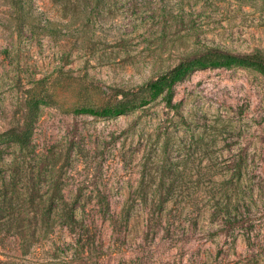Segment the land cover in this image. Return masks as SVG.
<instances>
[{
	"label": "rangeland",
	"instance_id": "rangeland-1",
	"mask_svg": "<svg viewBox=\"0 0 264 264\" xmlns=\"http://www.w3.org/2000/svg\"><path fill=\"white\" fill-rule=\"evenodd\" d=\"M212 46L264 55V0H0V134L36 102L0 148V264H264V76L193 69L177 111L145 88ZM32 186L76 224L38 221Z\"/></svg>",
	"mask_w": 264,
	"mask_h": 264
},
{
	"label": "trees",
	"instance_id": "trees-1",
	"mask_svg": "<svg viewBox=\"0 0 264 264\" xmlns=\"http://www.w3.org/2000/svg\"><path fill=\"white\" fill-rule=\"evenodd\" d=\"M162 14L164 15V17L167 16L164 11H162ZM209 67H243L255 70L256 72L264 76V55L257 50L245 54H235L228 52L227 50L222 49L218 46H212L189 55L180 63H178L175 67H173L170 71L160 76L154 82L147 84L145 88L150 91L152 93V96L154 97L163 94L162 99L169 111H177L178 105L174 103L173 94L175 84L179 82L191 70L196 68L203 69ZM123 97V100H120L113 106L104 107L96 111L90 108H82L81 111L84 113L101 117L120 116L125 114L126 112L133 110L137 106V104L145 102L144 100L138 101L137 98L127 99L126 94ZM28 107L29 116L23 132L15 133L9 131L1 133L0 148L4 146L12 148L14 153L17 149L23 150L28 146L33 135V125L36 115V102H29ZM10 161L12 163V160ZM25 168L24 166H18L15 167L14 171L12 172L17 173L18 175H27L26 173L29 170ZM33 190H36L35 186H32L31 188H24L23 190L18 192V197H20L23 204L30 203L34 207H36L35 214L38 217V221H45L47 219L50 220V218L53 217L54 221L60 220L68 226H73L76 224L74 214L75 208L68 206L67 199L64 195L57 192L43 199V196L37 194L36 191V194L33 195ZM44 203H47L49 205V208L51 209H61V212H56L55 214L47 212L43 216V210L42 208L39 209V205ZM35 236L37 237V239H39L42 236V232H36ZM29 247L30 246H26L25 244L20 245V248L23 252H26Z\"/></svg>",
	"mask_w": 264,
	"mask_h": 264
}]
</instances>
